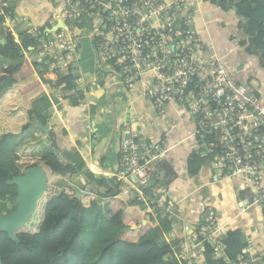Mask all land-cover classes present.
<instances>
[{
  "label": "built area",
  "instance_id": "obj_1",
  "mask_svg": "<svg viewBox=\"0 0 264 264\" xmlns=\"http://www.w3.org/2000/svg\"><path fill=\"white\" fill-rule=\"evenodd\" d=\"M19 1L0 0V31H26L39 39L43 35L40 28L17 15ZM192 3L55 0L48 27L59 21L62 25L38 41L32 59L44 73L78 77L82 38H86L96 73L111 85L131 90L143 82V95L162 118L167 104L180 105L195 123L196 152L210 157L215 181L237 179L239 214L250 209L260 213L258 231L264 245V98L259 90L235 79L220 58L199 54ZM16 23L22 26L16 28ZM132 124L124 123L121 128L118 169L113 177L122 192L142 200L154 217L160 214L174 222L176 203L168 198V179L160 162L168 146L146 140ZM202 203L193 233L173 247V258L180 264H205L206 245H212L214 259L222 258L226 264H264V246L256 249L247 239L242 253L228 260L222 238L232 218L218 221L223 208L211 196Z\"/></svg>",
  "mask_w": 264,
  "mask_h": 264
},
{
  "label": "crops",
  "instance_id": "obj_2",
  "mask_svg": "<svg viewBox=\"0 0 264 264\" xmlns=\"http://www.w3.org/2000/svg\"><path fill=\"white\" fill-rule=\"evenodd\" d=\"M192 1V5L196 8L193 28L201 43L199 54L215 55L220 58L235 79L259 90V94L264 98V68L260 65L258 56L249 54L245 50L246 45L243 41L246 36L240 29L242 19L233 9L222 10L210 0ZM54 7L55 0H20L16 5V13L18 16H26L31 25L45 29L50 24ZM21 26L16 23V28ZM86 42L88 50L85 51L84 46L82 47L84 57L81 54L80 76L74 81L75 90L64 91L62 87L56 85L59 76L65 74L43 73L45 79L52 81V86L49 90L44 89L31 98V102L36 103L37 115L23 135L15 138L14 141L20 157L17 164L21 170L26 169L27 165L42 163L41 157L51 150L48 133L53 132L61 159L65 158L64 154L76 150L85 161V172L111 178L118 169L121 128L124 123H133L132 126L137 128L146 140L168 146V151L160 162L167 172V195L169 200L176 203L177 217L170 231L159 234L162 243L166 244L175 237L182 240L188 233H193L203 209V200L201 203L196 201L197 193L200 191L205 193L206 190L209 193L213 184H227L226 191L230 193H227L225 198H231L220 208L234 204L236 212L232 220L238 219L242 213L239 214L237 179L216 182L214 169L208 163L204 166L208 165L209 168L203 170V166L196 175H191L187 171L189 156L199 146L193 134L195 131L193 119L180 105L171 103L164 108L165 117H159L151 102L143 95L145 89L143 82L136 83L131 90L111 85L108 79L96 73L94 53L87 39ZM23 55L25 58L28 57L27 53ZM1 60L0 74L2 69L11 63L8 60ZM69 95L76 96L77 103H72ZM46 107L55 109L58 117L49 116L45 112ZM44 167L52 179L56 178L57 182L60 179L64 180L63 176L52 174L45 165ZM70 185L92 191L91 194L86 193L81 196L86 206L90 205L91 201H98L105 207L106 200L97 197L98 188L94 182L86 178L85 174L68 176V180L63 182L60 189L71 194L73 190ZM218 192L223 191L212 193L214 197ZM214 197L211 198L215 201ZM215 203L217 205L216 201ZM250 210V214L253 213V210ZM142 224H145V221ZM149 224L155 227L156 222L151 221ZM260 225L254 222L250 227L251 230L248 227L245 232L240 227L245 233L244 238L256 249L264 246L258 231ZM135 226V223L131 224V227Z\"/></svg>",
  "mask_w": 264,
  "mask_h": 264
},
{
  "label": "trees",
  "instance_id": "obj_3",
  "mask_svg": "<svg viewBox=\"0 0 264 264\" xmlns=\"http://www.w3.org/2000/svg\"><path fill=\"white\" fill-rule=\"evenodd\" d=\"M210 1L222 10L233 9L242 19L240 29L246 36L245 50L258 56L264 68V0ZM76 26L79 34V22ZM40 32L43 34L44 29L40 28ZM0 35H5V43L0 44V58L11 62L0 74V202L13 205L12 210L0 212L8 213L15 209L17 192L16 186L6 181L22 173L17 164L20 157L14 141L23 135L37 115L36 103L33 104L31 98L44 89L49 90L52 81L43 77L44 72L37 70L32 59L33 49L39 43L37 37L26 31L5 33L1 30ZM20 51L28 57L20 55ZM75 79L71 73L61 75L56 85L64 91L75 90ZM69 96L72 103H77L76 96ZM45 112L58 117L52 107H46ZM47 137L51 150L41 157V162L52 174L63 177L85 174L97 188L105 187L104 191L96 193L98 198L106 200L105 207L98 201H91L86 206L83 198L65 190L44 194L38 200L34 219L15 232L19 243L12 241L5 232L0 233L3 264H180L172 253L173 247L182 240L175 237L165 244L159 235L170 231L173 221L160 214L154 217L142 200L122 192L114 177L94 181L93 174L84 171L86 164L78 151L64 154L63 161L55 134L49 132ZM209 159L192 152L187 162L188 173L196 175ZM262 212L264 214V209ZM154 220L155 227H151L149 223ZM132 223L136 226L131 227ZM222 244L224 256L235 260L246 246L243 230L231 226L225 232ZM213 256L212 245H206L205 264H226L222 258L214 259Z\"/></svg>",
  "mask_w": 264,
  "mask_h": 264
},
{
  "label": "water",
  "instance_id": "obj_4",
  "mask_svg": "<svg viewBox=\"0 0 264 264\" xmlns=\"http://www.w3.org/2000/svg\"><path fill=\"white\" fill-rule=\"evenodd\" d=\"M61 25L62 22L59 21L55 25L46 27L43 35L38 41H41L45 34L58 31ZM4 43L5 35H1L0 44L3 45ZM23 53V51H20V55H23ZM6 183L16 186L17 193L14 198L16 207L13 211L8 213L0 212V233L5 232L12 241L19 243V238L15 235V232L32 217L37 208L38 200L44 194L56 191V188L54 186H49L48 174L42 163L27 167L22 173L14 175L11 179H8ZM70 187L77 198H81V196L86 193H92L90 189L81 190L72 185H70ZM0 264H3L1 256Z\"/></svg>",
  "mask_w": 264,
  "mask_h": 264
},
{
  "label": "rangeland",
  "instance_id": "obj_5",
  "mask_svg": "<svg viewBox=\"0 0 264 264\" xmlns=\"http://www.w3.org/2000/svg\"><path fill=\"white\" fill-rule=\"evenodd\" d=\"M19 31H21V30H19ZM82 44L84 46V50L85 51L88 50L86 39L82 38ZM82 57H84V54H83ZM119 88H121V87H119ZM63 161H64V159H63ZM203 168H204L203 170H206L207 168H209V166L206 165ZM24 170L25 169H23L22 171H24ZM47 174H48V184H49V186H53L54 185L56 190H62V189H60V186L63 185V182L65 180H68V176H69V175L68 176H64V180L59 178L60 180H59V182H57L56 178L52 179V176H50L49 172H47ZM93 176H94V181L102 178V175H93ZM198 182L200 183V181H198ZM226 185L227 184H224V183H221V184L219 183V185H214L213 184L210 187L211 189H210L209 193H208V190H206L205 193H203V191L198 192L197 196H196V201H198V203H201V201L204 200L205 197H210V196L214 197V195L212 193H214V192L216 193L218 190H220V191L222 190L223 192H218L217 195L214 197L215 201L217 202V205L219 207H221V205H223L224 203L229 201V199L231 198V197L228 198V199L225 198L227 193H230V191H226ZM98 190L99 191H104V187H99ZM220 199H222V201ZM225 206L218 214V218H219L218 221L219 222H224V221H227V220L231 219L232 216L234 215V213L236 212V206L234 204H228V205H225ZM12 208H13V205L10 202H7V203L0 202V210L5 212L7 210H12ZM250 211L251 210L245 211L244 213L241 214V216L238 219L230 221L229 225L233 226V227L238 226L239 228L242 227L244 229V231H247L248 227H249V230H251L250 227L253 225V223L254 222H259L261 217H260V213L258 212V210L255 209V211L253 213H251V214H250ZM33 219H34V217L32 215V217L28 220L27 223L31 222V220H33Z\"/></svg>",
  "mask_w": 264,
  "mask_h": 264
}]
</instances>
